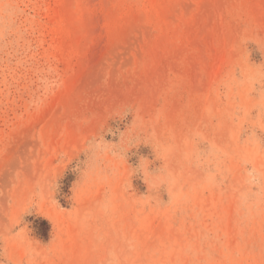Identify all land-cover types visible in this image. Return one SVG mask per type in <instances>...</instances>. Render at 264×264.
Masks as SVG:
<instances>
[{"label":"rangeland","instance_id":"rangeland-1","mask_svg":"<svg viewBox=\"0 0 264 264\" xmlns=\"http://www.w3.org/2000/svg\"><path fill=\"white\" fill-rule=\"evenodd\" d=\"M0 264H264V0H0Z\"/></svg>","mask_w":264,"mask_h":264},{"label":"trees","instance_id":"trees-1","mask_svg":"<svg viewBox=\"0 0 264 264\" xmlns=\"http://www.w3.org/2000/svg\"><path fill=\"white\" fill-rule=\"evenodd\" d=\"M36 223H38V221H37ZM39 223H40L41 225H44V226H46V230H48V229H49V223H48V221H47V220H45V219H42V220H40V221H39Z\"/></svg>","mask_w":264,"mask_h":264}]
</instances>
